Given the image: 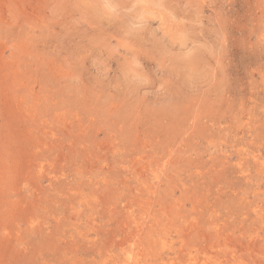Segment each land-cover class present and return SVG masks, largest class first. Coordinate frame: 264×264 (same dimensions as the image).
<instances>
[{"label":"rangeland","instance_id":"rangeland-1","mask_svg":"<svg viewBox=\"0 0 264 264\" xmlns=\"http://www.w3.org/2000/svg\"><path fill=\"white\" fill-rule=\"evenodd\" d=\"M0 264H264V0H0Z\"/></svg>","mask_w":264,"mask_h":264},{"label":"bare ground","instance_id":"bare-ground-1","mask_svg":"<svg viewBox=\"0 0 264 264\" xmlns=\"http://www.w3.org/2000/svg\"><path fill=\"white\" fill-rule=\"evenodd\" d=\"M171 154V153H170Z\"/></svg>","mask_w":264,"mask_h":264}]
</instances>
